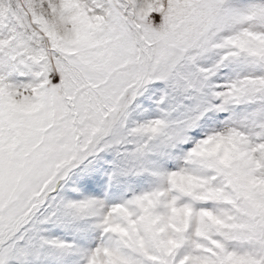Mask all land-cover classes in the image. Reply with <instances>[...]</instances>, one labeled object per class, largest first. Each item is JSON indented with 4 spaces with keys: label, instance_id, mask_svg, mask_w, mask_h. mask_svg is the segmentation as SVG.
I'll return each instance as SVG.
<instances>
[{
    "label": "snow or ice",
    "instance_id": "snow-or-ice-1",
    "mask_svg": "<svg viewBox=\"0 0 264 264\" xmlns=\"http://www.w3.org/2000/svg\"><path fill=\"white\" fill-rule=\"evenodd\" d=\"M0 264H264V0H0Z\"/></svg>",
    "mask_w": 264,
    "mask_h": 264
}]
</instances>
